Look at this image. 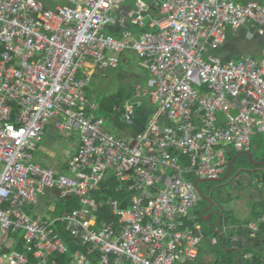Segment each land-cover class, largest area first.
I'll return each mask as SVG.
<instances>
[{
    "label": "built area",
    "instance_id": "obj_1",
    "mask_svg": "<svg viewBox=\"0 0 264 264\" xmlns=\"http://www.w3.org/2000/svg\"><path fill=\"white\" fill-rule=\"evenodd\" d=\"M66 1L0 0V264H48L71 253L64 234L82 246L70 264H192L206 238L195 181L228 174L264 132V48L210 52L230 32L264 34V0ZM130 52L150 77L119 108L123 135L107 129L88 87ZM56 121L78 129L69 174L37 162ZM113 180L129 207L106 197ZM53 192L78 207L46 218L38 206ZM105 206L116 221H98Z\"/></svg>",
    "mask_w": 264,
    "mask_h": 264
},
{
    "label": "rangeland",
    "instance_id": "obj_2",
    "mask_svg": "<svg viewBox=\"0 0 264 264\" xmlns=\"http://www.w3.org/2000/svg\"><path fill=\"white\" fill-rule=\"evenodd\" d=\"M147 2H152V0H144ZM126 5L130 8L136 7L134 0H126ZM111 14H115L114 12H110ZM261 27L264 28V23L260 24ZM108 30V29H107ZM141 30V29H137ZM234 37L238 40L237 45L233 44L227 45V40L225 43L220 46L219 48L212 49L210 53L220 58H226L230 56V58H237L241 55H250L254 57H259L261 55L264 35H259L258 32L255 33V37L253 40H247L244 35H241V30L237 33L230 32L229 36ZM117 54V52H114ZM135 55V54H134ZM136 56V55H135ZM132 61V68L128 71L120 70L117 71L118 68L122 63L129 64V59L127 57L121 56V63L118 68H105V69H98L94 78L91 81V84L88 87V95L94 100L100 107V101L104 99L107 95L111 94V92H117L118 90L122 89H129L131 87V83H136V78L140 75H144V81L148 80L150 74L144 72V70L137 65V56L136 59L130 57ZM118 72V73H117ZM60 121H56L54 124L51 125V131L49 133L48 139L46 140L49 144L46 149L42 148L43 143L40 144L41 153L37 152V157L41 156L42 152L46 153L45 160L40 163L44 167H50L54 162L57 164V167L62 166V171L66 174H69L67 171L68 159H70L71 155H73L76 151V148L79 143V135L78 129L73 128V130L63 131L59 128ZM107 129L112 133L118 132V129L121 131L122 134H127L125 132L126 125L120 123V126L117 123L111 121L107 118L106 123ZM117 134V133H116ZM73 135V137H71ZM53 136V139L51 138ZM251 152L253 153L255 160H260L264 158V132H257L253 138L251 143ZM39 159V158H38ZM224 178V177H221ZM264 180V165H260L257 167L250 166L247 162L238 161L236 164V168H234V173L231 176H228L226 179L221 180H213V181H202L199 183L202 191L207 196H212L215 199V208L221 209L223 212L226 209H229L227 203L232 196L237 195L236 191H239L243 195H247L243 197V203L245 206L241 207V211L244 210L248 211V213H252L253 216L247 217L243 215L242 217H247L244 221L253 220L256 215V212L259 211L258 207L260 205L253 204L256 198H259V195H264V186L260 187L261 181ZM53 195V196H51ZM50 199H46L44 204L38 208L40 209L41 213H43L46 217L49 215H55L60 213L66 205L65 200H61L59 195L55 192L51 193ZM206 200V199H203ZM207 202V200H206ZM57 205L56 213L52 211H48L49 205ZM206 204L201 201L198 206L195 208L196 214L201 216L202 211L205 209ZM205 216H208L205 212ZM262 215V213H261ZM204 227L205 231L208 232V236L212 235L211 227L205 222H200ZM214 226V223H212ZM1 238V232H0ZM221 238V236H220ZM210 243V238H206L202 242V251L201 255L203 258L206 259V256L210 257L212 260H208L211 264L216 260V264H236L235 258L236 255L233 253H224L221 250H216V246ZM228 248H231V245L228 244ZM235 252L239 253V247H232ZM248 248L253 249L252 247L248 246ZM234 252V251H229ZM199 259V258H198ZM198 259L193 262L192 264L196 263ZM246 260L243 257L242 261ZM206 260L203 262L205 263ZM200 264V263H199ZM242 264V262L240 263Z\"/></svg>",
    "mask_w": 264,
    "mask_h": 264
},
{
    "label": "trees",
    "instance_id": "obj_3",
    "mask_svg": "<svg viewBox=\"0 0 264 264\" xmlns=\"http://www.w3.org/2000/svg\"><path fill=\"white\" fill-rule=\"evenodd\" d=\"M149 29V28H148ZM109 31L111 32H115V33H119L120 30L119 29H116V28H109ZM246 29H242L241 30V35H244L245 37V33H246ZM260 35V34H259ZM264 35V34H262ZM238 43V40L235 39L234 35L232 36H229V39L227 41V45H233V44H236L237 45ZM262 46H264V41H263V44ZM264 48V47H263ZM122 57H127L129 59V64H125V63H122L120 65V67L118 68V72L120 70H124V71H128L130 68H132V61L130 59V57L132 58H135L136 59V56L133 54V53H127V54H124L122 55ZM138 58V57H137ZM225 60L227 59H230V56L224 58ZM139 59L137 60V65L138 67L141 68V66L139 65ZM144 70V69H143ZM117 72V73H118ZM145 72V71H144ZM146 73V72H145ZM144 75H140L136 78V83H131V87H129V89H122V90H118L117 92H111V94L107 95L106 97H104V99H102L100 101V109L101 111L106 115L107 118H109L111 121H114L115 119H117L118 117L120 118V114H122V112L120 113V110L119 108L123 105V103L125 101H127L128 99H130L134 92H135V89H136V86L138 84H146V81H144ZM236 157V162H235V168H236V164L238 161H242V162H247L250 166L252 167H257L259 165H254L252 164L251 160H250V157L246 154H242V153H235L232 155V159H234ZM256 159V158H255ZM261 160H264L261 159ZM116 184V181L113 180L111 183L108 182V185L107 187L104 189V192L107 194V198H115V199H119L122 203H121V206L122 207H129L130 206V200L129 198H127L125 195H124V190L120 191V192H117L114 190V186ZM204 198L201 199V201H203L206 206L209 204L208 201L206 202V200H203ZM200 201V202H201ZM199 202V203H200ZM74 206L78 207V201L76 203V201H74ZM226 214V213H225ZM228 214H230L228 212ZM228 214H226L224 216V212H223V219H222V224H223V227H224V238H225V242L222 241V237H221V241L220 243L216 244V245H213V246H216V250H221L223 251L224 253H231V254H235L236 255V258H235V261L238 262L239 260V257H240V254H241V259L239 260L242 261L243 257L248 253V251L250 252L252 249L248 248L246 250H243L242 248H244V245H242L241 243V240H242V234H244V230H247L248 226L250 225V222L251 220H248V221H240L238 218H235V217H231L229 216ZM255 218L257 217L256 220L258 221H262V215L259 213V211L256 212V215L254 216ZM117 220V217L116 215H114L112 213V209L110 208V206H105L102 210H101V213H100V216H99V219L98 221L103 223V222H109V221H116ZM198 220L200 222L204 221L200 216L198 217ZM257 221V222H258ZM256 224V223H255ZM258 225V224H257ZM263 228H264V225H263ZM251 229V228H250ZM253 232H258L260 230L259 228V225H258V230H253L251 229ZM213 233H215L216 235H219L220 233H218L216 230H212ZM211 231V232H212ZM208 234V232H207ZM248 235V238L249 240H251L252 236H250L248 233H246ZM66 235V234H65ZM230 236L232 238L234 237H237L239 241H236V242H233V245L232 243L229 241L230 239ZM66 238H68V242H69V245L72 247L73 250L75 249H81L82 250V246H81V243H78L76 242L75 240H73L72 238H70V236L66 235ZM228 244L231 245V247H236L238 246L239 247V253L235 252V249L234 248H228ZM229 251H234V252H229ZM202 254V253H201ZM200 254L199 256V261L202 257V255ZM255 254V253H253ZM255 257V260L258 264H262L260 261H257L259 260L258 257ZM55 259V260H54ZM57 260V261H56ZM68 256L66 255H59V254H54L49 263L48 264H67L68 263ZM216 260H214V262H212L211 264H216Z\"/></svg>",
    "mask_w": 264,
    "mask_h": 264
},
{
    "label": "crops",
    "instance_id": "obj_4",
    "mask_svg": "<svg viewBox=\"0 0 264 264\" xmlns=\"http://www.w3.org/2000/svg\"><path fill=\"white\" fill-rule=\"evenodd\" d=\"M40 2H42L46 7H48V8H52V9H55V8H57V7H59V6H61V5H65V4H68V2L66 1V0H39ZM240 1H246V0H240ZM259 34V33H258ZM261 35V34H260ZM117 123V125L118 126H120V123H119V121H117L116 122ZM122 123V122H121ZM53 124V123H52ZM51 124V125H52ZM123 124V123H122ZM51 125L47 128V132H46V135H45V137H44V139H43V141L41 142V144L43 143V146H42V148H44V149H46V151H47V146H49V144L48 143H46L47 141V139H48V136H49V133H50V131H51ZM125 132H129V129L126 127V129H125ZM117 134H122L121 133V131L118 129V132H116ZM124 135V134H123ZM125 135H127V134H125ZM52 139H53V136L51 137ZM38 151H39V153H41V147H39V149H38ZM45 156H46V153H43L42 152V154H41V156H39V157H37V162H39L40 163V161L41 162H43L44 160H45ZM72 156V155H71ZM39 158V159H38ZM40 160V161H39ZM41 164V163H40ZM50 167H54V168H57L58 170H60V171H62V166H59V167H57V164H55L54 162L52 163V165L50 166ZM63 172V171H62ZM234 173V171L229 175V176H231L232 174ZM237 192V195H234V196H232L231 197V199H229V202L227 203V206L229 207V209H226L225 211H224V216L226 215V214H228V212L230 213V214H228L229 216H231V217H235V218H238L240 221H244L245 219H247V217H249V215L250 216H253L252 215V213H248V211H245V208H244V210L243 211H241L242 209H241V207L242 206H245L244 204H242L243 203V197H246L247 195H243L242 193H240L239 191H236ZM51 195V194H50ZM50 195L49 196H47V198L46 199H50ZM51 196H53V195H51ZM54 197V196H53ZM211 197V199L213 200V202L215 201V199L212 197V196H210ZM46 199H44V201L46 200ZM74 201H76V203H77V200L76 199H70L69 201H67L66 202V205H65V208H66V206L68 205L69 207H70V205L72 204V205H74ZM44 204V202L42 203V205ZM253 204H255V205H260V207H258V209H259V213L261 214L262 213V217L264 216V195H259V198H256L255 200H254V202H253ZM41 205V206H42ZM214 205H215V202H214ZM40 206V207H41ZM50 206H51V204L48 206V211H51L50 210ZM56 207H57V205H56ZM64 208V209H65ZM57 210V209H56ZM39 211H40V209H39ZM209 211V209H208V206H205V210H204V215H205V212L207 213V215L209 216L210 214H211V212H208ZM52 212H55L56 213V211H52ZM219 212L221 213V223H222V219H223V211L221 210V209H219ZM226 213V214H225ZM43 214V213H42ZM59 214V213H58ZM55 215H57V214H55ZM55 215H49L48 217H46L45 215V217L46 218H52L53 216H55ZM243 215H245V216H247V217H242ZM203 219V218H202ZM206 219V218H205ZM219 219V217L217 216V218H211V215H210V217H209V219H207V220H204L210 227H211V231L212 230H215V227L218 225H216V224H214V226L212 225V223H216L217 222V220ZM257 219V217L256 218H254L253 220H251V222H250V224H253V223H256V224H258L259 225V228H260V230L258 231V232H253L251 229H250V225L248 226V228H247V230H244L245 232H244V234H242V240H241V243H242V245H244V248H242L243 250H246V249H248V246H250V247H252V248H254V250L252 249L250 252L251 253H255L254 255L256 256V257H258V259L259 260H257V261H260L262 264H264V228H263V225H264V221L262 220V221H258V220H256ZM258 221V222H257ZM206 232V238H210V243L211 244H213L211 241H212V238L213 237H217L218 238V243H220V241H221V238H220V236H221V234H219V235H216L215 233H213V231H212V235H210V236H208V234H207V231H205ZM246 233H248L250 236H252L251 238V240H249V238H248V235L246 234ZM67 235V234H66ZM66 235L64 234V238H65V240L67 241V243L69 244V242H68V238H66ZM69 236V235H68ZM222 237V241L223 242H225V238H224V236H221ZM71 238V237H70ZM205 238V239H206ZM229 241H230V239H229ZM239 241V240H238ZM231 242V241H230ZM217 243V244H218ZM232 243V242H231ZM214 245H216V244H214ZM232 245H233V243H232ZM70 246V245H69ZM71 247V246H70ZM232 248V247H231ZM77 249H75V250H73L72 249V247H71V253H69V254H63V255H66V256H68V263L67 264H70L71 263V254L74 252V251H76ZM235 250H237V249H235ZM247 251V250H246ZM249 252V251H248ZM59 255H62V254H59ZM212 257H211V255H210V257H208V256H206V259L205 258H203V257H201V259H200V261H199V259H198V261L196 262V263H194V264H209L210 262L208 261V260H212L211 259ZM55 260V259H54ZM206 260V262L205 263H203L204 261ZM240 260V259H239ZM239 260H238V262H236V264H240L241 262H242V264H248V261H247V259L246 260H243V261H240L239 262ZM57 261V260H56Z\"/></svg>",
    "mask_w": 264,
    "mask_h": 264
},
{
    "label": "water",
    "instance_id": "obj_5",
    "mask_svg": "<svg viewBox=\"0 0 264 264\" xmlns=\"http://www.w3.org/2000/svg\"><path fill=\"white\" fill-rule=\"evenodd\" d=\"M243 153L247 154V155L250 157V160H251V162H252L254 165H264V160H263V161L255 160V157H254L253 153H251V152H249V151H248V152H243ZM235 161H236V157L232 160V162H231V167H230V171H229V173H228L226 176H223L224 178H221V177H220V178H217V179L206 178V179H199V180H196V181H195V185H196V187L198 188L201 197L204 198V199H206V200L210 203L208 209H212V208L214 207V202H213V200H212L209 196H207V195L202 191V189H201L199 183L202 182V181H213V180L226 179V178H227V177H228V176L234 171ZM204 210H205V209H204ZM204 210H203L202 213H201V217H202L204 220H207V219H209L210 215H212V214L215 213V214L219 217L218 225L220 226V229H221V225H222L221 220H220V219H221V213L218 212V211H212L211 214H210L209 216H205L204 213H203ZM205 218H206V219H205Z\"/></svg>",
    "mask_w": 264,
    "mask_h": 264
},
{
    "label": "clouds",
    "instance_id": "obj_6",
    "mask_svg": "<svg viewBox=\"0 0 264 264\" xmlns=\"http://www.w3.org/2000/svg\"><path fill=\"white\" fill-rule=\"evenodd\" d=\"M260 25V24H259ZM251 150V149H250ZM250 150H248L249 152H251ZM248 151H241V152H238L239 154L240 153H242V154H245V153H243V152H248ZM237 153V152H236ZM252 153V152H251ZM235 154V153H234ZM247 155V154H246ZM233 160V159H232ZM258 161H260V160H258ZM263 161V160H262ZM236 162V161H235ZM253 164V163H252ZM260 166V165H259ZM235 168V167H234ZM227 175V174H226ZM226 175H224V176H226ZM223 177V176H222ZM206 179V178H205ZM199 180V179H198ZM198 189V188H197ZM210 197V196H209ZM211 198V197H210ZM209 203V202H208ZM209 205H210V203H209ZM215 206V205H214ZM209 207V206H208ZM209 210H211V209H209ZM206 215V214H205ZM200 216V215H199ZM201 217V216H200ZM202 218V217H201ZM219 220V219H218ZM218 220H217V222L216 223H214V224H218ZM217 227H219V229H220V226L219 225H217ZM220 231H222V232H220ZM220 231H217L218 233H220L221 234V236H224V227H223V224L221 225V229H220ZM226 233V232H225ZM213 238H217V237H213ZM217 240H218V238H217ZM230 241L232 242V237L230 236ZM218 243V242H217ZM216 243V244H217ZM233 243V242H232ZM249 253V252H248ZM251 253V252H250ZM253 254V253H252ZM253 256H254V254H253ZM245 257V256H244ZM239 259H241V254H240V257H239ZM254 259H255V257H254ZM256 261V260H255Z\"/></svg>",
    "mask_w": 264,
    "mask_h": 264
},
{
    "label": "flooded vegetation",
    "instance_id": "obj_7",
    "mask_svg": "<svg viewBox=\"0 0 264 264\" xmlns=\"http://www.w3.org/2000/svg\"><path fill=\"white\" fill-rule=\"evenodd\" d=\"M207 206H209V204H208ZM212 211H218V212H219V209H216L215 206H214V207H213L211 210H209L208 212H212ZM211 218H217V215L214 213V214L211 215Z\"/></svg>",
    "mask_w": 264,
    "mask_h": 264
}]
</instances>
